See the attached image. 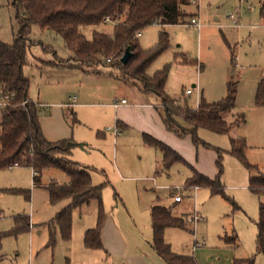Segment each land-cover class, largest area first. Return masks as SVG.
Masks as SVG:
<instances>
[{"label":"rangeland","instance_id":"374dc122","mask_svg":"<svg viewBox=\"0 0 264 264\" xmlns=\"http://www.w3.org/2000/svg\"><path fill=\"white\" fill-rule=\"evenodd\" d=\"M13 3L14 0H0V42L6 45H13L20 33ZM198 4L199 7L191 3L186 8L192 14L188 24L166 28L171 47L155 60L150 74L170 65L169 94L181 97L186 90L198 88L201 101L208 103L225 98L228 83H232L237 108L227 113L225 119L232 125L236 114L240 113L245 115V124L235 123L228 133L222 134L200 129L198 137L209 144L210 149L196 145L190 136H176L174 150L183 161L175 162L165 171L161 168V151L146 144L144 136L124 146L118 144L119 155L115 156L112 132L116 127L115 110L108 107L112 92L107 91L106 97L88 98V106L65 111L73 139L82 144L74 150L72 159L91 167L93 183L103 186L105 216L110 218V227L116 229L127 245L126 254L132 264L138 263V257L152 253L150 208L153 205L166 206L175 217L185 220L184 229L165 230V240L174 253L194 256L198 264H235L236 260L243 259L264 264V256L258 253L256 245L264 196L250 191L251 173L245 164L256 166L264 174V104L257 101L258 86L264 79V1L200 0ZM230 13L238 14L241 29L230 25ZM195 14L200 16V29L189 24ZM160 32L156 25L143 31L141 41L138 39L142 48L156 49ZM31 38L44 44L32 46L29 63L24 68L31 101L50 104L55 110V103L67 102L74 96L79 99L80 90L82 93L92 88L96 90L101 80L98 76L74 68L43 67L42 62L56 60V54L61 59H69L71 54L60 37L34 26ZM133 90L136 94V89ZM184 96L190 106H197L196 93ZM45 114V117L49 115ZM44 123L49 131L57 129L50 120ZM232 139H245V161L229 153ZM217 149L226 152L221 176L224 195H213L204 187L187 188L192 169L211 178L217 176ZM52 177L59 184L67 180L63 172L53 170L44 173L42 187H34L29 168L0 171V264H125L123 258L86 246V232L97 226L99 209L95 202L73 211L69 239H65L59 229H52L56 214L68 204L52 205L46 187ZM153 178L156 183L146 180ZM174 188L180 191L172 190ZM173 193H181V204L175 203ZM19 216L24 220V228L15 230ZM195 216L202 219L196 222Z\"/></svg>","mask_w":264,"mask_h":264},{"label":"trees","instance_id":"16d2710c","mask_svg":"<svg viewBox=\"0 0 264 264\" xmlns=\"http://www.w3.org/2000/svg\"><path fill=\"white\" fill-rule=\"evenodd\" d=\"M13 5L17 11L20 33L13 45L0 42V102L6 100L0 121V171L16 164L30 168L35 187L43 186L42 178L46 171L57 170L66 175L67 183L59 184L52 179L46 186L52 205L68 202L52 221V229H59L65 239L71 237L73 211L96 202L99 209L97 226L86 232L85 243L89 248L103 249V186L93 184L92 168L71 159L73 151L82 144L73 139L53 143L43 135L41 105L29 99V80L24 75L32 46H44L31 38L34 26L60 37L71 54L69 59H61L54 52L56 60L42 62L43 67L74 68L89 75L134 84L145 95L158 99L157 107L161 110L167 130L179 138L190 136L196 145L210 149L209 144L199 139L200 129L222 134L228 133L233 125L246 123L245 115L240 113L236 114V124L229 125L225 119L227 113L237 108L236 90L232 83H228L227 96L222 100L208 103L200 99L198 107L193 108L185 100L174 98L167 92L170 65H165L153 75L148 74L155 60L170 49V35L165 30L161 31L157 48L146 50L142 48L137 34L154 25L187 24L191 16L186 10L191 5L190 0H14ZM87 28L90 29L88 34ZM127 50H130L131 58L124 64L122 59ZM234 59L232 53V63ZM257 101L264 104V79L258 86ZM144 140L161 151L163 170L168 171L175 162L183 161L165 143L148 135ZM246 147L245 139H232L229 153L245 161ZM216 152L219 172L215 179L193 170L187 188L204 187L210 189L213 195H224L221 176L226 152L220 149ZM245 164L251 173L250 191L256 196H264V174L256 166ZM151 218L152 244L158 256L167 264H198L194 256L174 253L164 237L167 228L184 229V218L175 217L170 208L162 205L152 207ZM23 221L22 217L17 218L15 230L24 228ZM257 227V251L264 256V206L260 208ZM235 264H254V260H236Z\"/></svg>","mask_w":264,"mask_h":264},{"label":"crops","instance_id":"0c3cea01","mask_svg":"<svg viewBox=\"0 0 264 264\" xmlns=\"http://www.w3.org/2000/svg\"><path fill=\"white\" fill-rule=\"evenodd\" d=\"M237 15L238 14L236 13V17ZM193 17H196L200 20L199 14H195ZM228 20L230 21V25L232 26V21L229 19V15H228ZM238 22L240 24L239 19H238ZM158 27L160 28V31H163V30L166 31V28L171 27V26H165V27L158 26ZM242 27L243 25L240 24V27L237 29H241ZM154 73L150 74V69L148 70L149 75H153ZM95 76H98L101 78V80H99L100 84L96 86V90L92 88L90 91H86L83 93L80 90L79 99L77 96H74L72 98H69L67 102L55 103L54 106L57 108L55 110L53 107L49 106L50 104L41 103L43 107H42L41 115H40V124H41L43 135L49 142L55 143L61 140L73 139V129L69 127V125L67 124V121L65 120L66 118L65 111H69V110L73 111L74 109H78L83 106H88L87 104L89 103L86 102L88 98L106 97L108 95L107 91H110V93L111 92L113 93V96L111 98V103L108 104V107H111L115 110L114 123L116 122L115 123L116 127L114 130H112L113 136H114L113 144L115 147L120 143L124 146L128 144L130 140L133 141V139L138 140L139 139L138 136L145 137L146 135H148V136L155 138L158 141L165 143L173 150L176 149V146L174 145L177 141L176 135L167 130L164 124L163 115L161 113V110L157 107V104H158L157 98H155L154 96L145 95L143 92H141V90L137 86H135L132 83H125L123 81L112 79L106 76H100V75H95ZM108 85H110V87ZM193 87L197 88L195 86ZM133 89H136V94H135V90ZM166 90L167 92L170 91V89L167 86H166ZM195 93L196 94L199 93V96H200V98L199 97L197 98L196 107H198L200 99H201V93L198 88L196 89ZM128 95H131V96H128ZM184 95H187L186 92L183 93L181 97L174 96V95L172 97L179 98L183 101L184 100L183 97H186ZM192 95H187V96H192ZM120 100H126L127 104L120 105L118 108L114 107L113 106L114 102H119ZM93 106H97V105H93ZM99 106H102V105H99ZM48 107L50 108V110L49 109L48 111L46 110L45 113H49V115L45 117L46 114L43 112L44 111L43 109H46ZM196 107H193V108H196ZM45 120H50L56 126L57 129L49 131L47 129L46 123H44ZM134 135L137 137H134ZM76 140L77 141L75 140L74 141L77 143L80 142L78 141V139ZM72 155H71V159H72ZM118 155H119V148L116 147L115 156L118 157ZM30 170L32 172V177H33V171L32 169ZM193 170L197 171L196 169H192V172ZM52 172L53 170H49V171H46L45 173H52ZM156 172L158 173L159 170ZM199 173L206 176L205 174L201 172ZM208 178L215 179V177L214 178L208 177ZM52 179H55V178L53 177L50 178L49 182H51ZM138 180H141V179H138ZM146 180L156 183V180L154 178L146 179ZM67 182H68V178L65 181V183ZM92 182H93V178H92ZM32 184H33V181H32ZM176 189L177 188H174L172 190H176ZM175 203L181 204L182 202H175ZM152 207L150 208V213H151ZM110 222H111L110 218L105 216V221H104L102 231H101V241L103 245V249L101 250L104 251L108 256L110 255L111 257H115V258H123V261L125 264H132L128 261L130 260V258H128L126 254L127 249H128L127 245L122 240V237L117 233L116 229L110 227ZM120 243H122V245ZM151 249H152V253L149 256L138 257V263H135V264H167L160 256L157 255V252L155 251L153 244L151 245Z\"/></svg>","mask_w":264,"mask_h":264},{"label":"built area","instance_id":"2783aa9c","mask_svg":"<svg viewBox=\"0 0 264 264\" xmlns=\"http://www.w3.org/2000/svg\"><path fill=\"white\" fill-rule=\"evenodd\" d=\"M190 2L193 5H199L198 2H200V0H190ZM229 19L232 21V26L233 27H235V28H239L240 27V24L238 22L236 14H234V13L229 14ZM190 25H193V26L197 27L198 29H200L201 26H202L201 23H200V20L198 18H196V17L191 18ZM141 36H142V32L137 34L138 39H140ZM108 62L110 63L111 60L109 59ZM194 93H195V91L193 89H191V88L186 90V94L187 95H192ZM197 96L199 97V93H197ZM124 104H127V101L126 100H120L119 102H114L113 106L118 108L120 105H124ZM5 107H6V100L5 101L1 100V102H0V111H2ZM14 167H18L17 164ZM11 168H13V167H11ZM176 190L179 191L180 189L177 188ZM174 199H175V202H182L183 197H182L181 193L174 194ZM201 219L202 218H200L199 216H195V221L196 222H198Z\"/></svg>","mask_w":264,"mask_h":264},{"label":"water","instance_id":"95a60500","mask_svg":"<svg viewBox=\"0 0 264 264\" xmlns=\"http://www.w3.org/2000/svg\"><path fill=\"white\" fill-rule=\"evenodd\" d=\"M130 58H131V52H130V50H127V52L125 53V55L122 59V62L124 64H126L130 60Z\"/></svg>","mask_w":264,"mask_h":264}]
</instances>
